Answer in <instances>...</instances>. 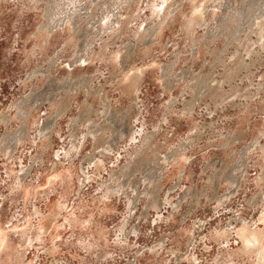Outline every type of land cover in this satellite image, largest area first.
<instances>
[{
	"label": "rangeland",
	"instance_id": "obj_1",
	"mask_svg": "<svg viewBox=\"0 0 264 264\" xmlns=\"http://www.w3.org/2000/svg\"><path fill=\"white\" fill-rule=\"evenodd\" d=\"M262 21L0 0V264H264Z\"/></svg>",
	"mask_w": 264,
	"mask_h": 264
},
{
	"label": "bare ground",
	"instance_id": "obj_2",
	"mask_svg": "<svg viewBox=\"0 0 264 264\" xmlns=\"http://www.w3.org/2000/svg\"><path fill=\"white\" fill-rule=\"evenodd\" d=\"M263 22V23H262ZM261 23H259L260 25V28H261V30L264 32V21H262ZM264 37V36H263ZM251 231V230H250ZM250 231L248 232L247 230H245V232H244V236H243V241L244 240H246V242H247V244H252L253 243V240H252V236H254L255 237V235H252L251 233H250ZM252 232V231H251ZM242 234H243V232H242ZM241 236V235H240ZM257 241V240H256ZM257 243V242H256ZM252 245H254V244H252ZM247 246H249V245H247Z\"/></svg>",
	"mask_w": 264,
	"mask_h": 264
}]
</instances>
